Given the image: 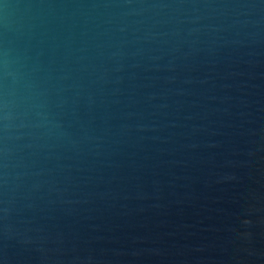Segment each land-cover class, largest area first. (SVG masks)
<instances>
[{"label": "water", "instance_id": "water-1", "mask_svg": "<svg viewBox=\"0 0 264 264\" xmlns=\"http://www.w3.org/2000/svg\"><path fill=\"white\" fill-rule=\"evenodd\" d=\"M0 40L58 125L0 128V264H264V0H0Z\"/></svg>", "mask_w": 264, "mask_h": 264}, {"label": "clouds", "instance_id": "clouds-1", "mask_svg": "<svg viewBox=\"0 0 264 264\" xmlns=\"http://www.w3.org/2000/svg\"><path fill=\"white\" fill-rule=\"evenodd\" d=\"M30 7L41 20L52 11V5L44 2ZM57 126L47 110L44 93L32 78L25 52L14 40H0V128H23L49 135Z\"/></svg>", "mask_w": 264, "mask_h": 264}]
</instances>
